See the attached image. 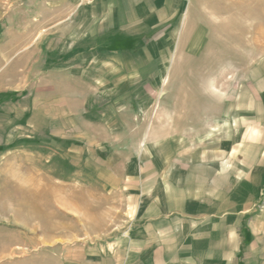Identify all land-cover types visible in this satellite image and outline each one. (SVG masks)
Instances as JSON below:
<instances>
[{
  "label": "rangeland",
  "instance_id": "1",
  "mask_svg": "<svg viewBox=\"0 0 264 264\" xmlns=\"http://www.w3.org/2000/svg\"><path fill=\"white\" fill-rule=\"evenodd\" d=\"M167 217L264 264V0H0V264Z\"/></svg>",
  "mask_w": 264,
  "mask_h": 264
},
{
  "label": "crops",
  "instance_id": "2",
  "mask_svg": "<svg viewBox=\"0 0 264 264\" xmlns=\"http://www.w3.org/2000/svg\"><path fill=\"white\" fill-rule=\"evenodd\" d=\"M183 222L167 217L135 224L86 264H248L237 263L236 242L222 240L219 226Z\"/></svg>",
  "mask_w": 264,
  "mask_h": 264
}]
</instances>
